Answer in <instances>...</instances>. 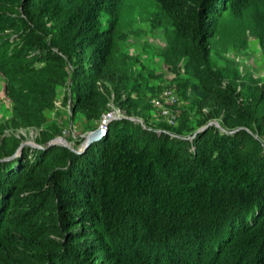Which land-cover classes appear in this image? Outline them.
<instances>
[{
	"label": "trees",
	"instance_id": "16d2710c",
	"mask_svg": "<svg viewBox=\"0 0 264 264\" xmlns=\"http://www.w3.org/2000/svg\"><path fill=\"white\" fill-rule=\"evenodd\" d=\"M121 1L0 0V74L14 103L0 136V264H264V86L242 93L210 58L223 12L254 0H155L170 27L163 57L176 71L185 60L184 90L194 81L188 134L124 118L83 152L41 130L42 148L14 156V129L43 127L68 64L74 113L138 109L146 71L117 58ZM215 120L223 129L195 131Z\"/></svg>",
	"mask_w": 264,
	"mask_h": 264
},
{
	"label": "rangeland",
	"instance_id": "374dc122",
	"mask_svg": "<svg viewBox=\"0 0 264 264\" xmlns=\"http://www.w3.org/2000/svg\"><path fill=\"white\" fill-rule=\"evenodd\" d=\"M118 5L115 16L119 19V49L116 55L117 58L124 56L126 59L137 60L139 63L135 66L145 69L146 73L139 81L144 97L137 98L135 93L133 94L139 107L130 115L117 102L111 101L104 114L107 116H103L104 120H109L106 127L115 120L125 118L153 128L163 127V123L173 127L181 126V132L188 134V130L192 126L195 127L193 120L197 114L196 96L192 92L194 81H189L191 85L184 90V82L179 74H183L186 79L187 74L183 73L185 60L182 59L181 69L176 71L163 57L169 43L167 32L170 29L165 25L163 11L155 0H122ZM255 16L264 19V0H254V6L248 9L229 5L210 41V58L214 69L233 78L238 90H242L244 94L256 93L259 86H264V24L256 21ZM92 50L88 53L91 54ZM67 69L69 79L54 95V108L46 111L43 127L14 129L15 135L26 142L24 146L42 148L43 146L38 144L40 132L49 130L55 136L51 141L62 138L67 142L65 147L76 149L82 146V143H77L80 137L105 126L103 118L91 120L83 111L74 113L76 82L69 64ZM137 72L133 75L139 76V71ZM4 85V77L0 74V128H4L6 123L11 121L14 113V103L6 93ZM186 85L187 81L184 86ZM209 123V126L215 125L223 129L218 120ZM261 128L264 129V121ZM4 130L0 131V136L12 131L9 128ZM162 131L172 136L169 129ZM260 139L264 147V134ZM55 144L63 145L60 140H56ZM126 180H129V177H126Z\"/></svg>",
	"mask_w": 264,
	"mask_h": 264
},
{
	"label": "water",
	"instance_id": "95a60500",
	"mask_svg": "<svg viewBox=\"0 0 264 264\" xmlns=\"http://www.w3.org/2000/svg\"><path fill=\"white\" fill-rule=\"evenodd\" d=\"M209 124H211V123H209ZM209 124H208V125H205V126L202 127V128H200L197 132L204 130L206 127L209 126ZM218 125H219V124H218ZM219 126H220V125H219ZM107 132H108V129H105L104 127H98V128H96L95 130L90 131L86 136H84V141L82 142V146H81L80 148H76V149H72V150H74L75 152H78V153L83 152V151H84L86 148H88L92 143H94V142L100 140V139H101V138H102ZM56 140H60V141H62V144H63L64 146L67 145V142H66L65 139L57 138ZM56 140L50 141L49 144H50V145H51V144H55V143H56ZM25 144H26V142H22V143H21V145L19 146V148H18V150L16 151V153L14 154V156H17V155L21 152V150H22V148H23V146H24ZM37 146H39V145H37ZM8 158H9V157H8ZM8 158H7V159H8Z\"/></svg>",
	"mask_w": 264,
	"mask_h": 264
},
{
	"label": "built area",
	"instance_id": "2783aa9c",
	"mask_svg": "<svg viewBox=\"0 0 264 264\" xmlns=\"http://www.w3.org/2000/svg\"><path fill=\"white\" fill-rule=\"evenodd\" d=\"M115 112H116V111H115ZM115 112H114V113H115ZM110 115H111V114H110ZM104 116H107V115H104ZM110 117H111V116H110ZM103 120H104V117H103ZM108 121H109V120H108ZM108 121H107V120H104V121H103V122H105V126H104V128H105V129H107V128H108V127H106V126H107V123H108ZM102 127H103V126H102Z\"/></svg>",
	"mask_w": 264,
	"mask_h": 264
},
{
	"label": "bare ground",
	"instance_id": "6f19581e",
	"mask_svg": "<svg viewBox=\"0 0 264 264\" xmlns=\"http://www.w3.org/2000/svg\"><path fill=\"white\" fill-rule=\"evenodd\" d=\"M108 119V118H107Z\"/></svg>",
	"mask_w": 264,
	"mask_h": 264
}]
</instances>
